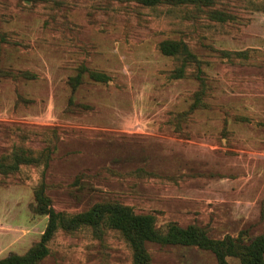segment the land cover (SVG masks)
Here are the masks:
<instances>
[{"label": "rangeland", "instance_id": "rangeland-1", "mask_svg": "<svg viewBox=\"0 0 264 264\" xmlns=\"http://www.w3.org/2000/svg\"><path fill=\"white\" fill-rule=\"evenodd\" d=\"M14 157L26 162L0 173V258L39 241L41 188L67 215L118 203L214 240L263 234L264 0H0V159ZM47 247L38 264H131L112 230H57ZM147 253L217 264L190 246Z\"/></svg>", "mask_w": 264, "mask_h": 264}, {"label": "trees", "instance_id": "trees-1", "mask_svg": "<svg viewBox=\"0 0 264 264\" xmlns=\"http://www.w3.org/2000/svg\"><path fill=\"white\" fill-rule=\"evenodd\" d=\"M128 1V0H123ZM152 7L163 3L200 4L207 0H135ZM160 52L165 56L181 55L192 59L186 45L181 42L164 41L159 45ZM94 81H106L107 77L99 73H91ZM26 159L13 158L11 161L0 159V173L8 174L16 171L18 164ZM37 205L35 213L47 217L45 228L39 241L22 256L9 254L0 258V264H38L48 253V242L57 230L73 232L78 228L92 230L107 229L118 232L131 251V264H151L147 253V244L159 246H190L211 251L217 264H229L228 258H234L240 264H264V233L245 241L240 237L225 236L221 240L209 238L205 232L193 225L181 228L175 223H168L163 228L156 225L151 215L135 214L131 208L118 203H97L84 212L67 215L55 212L48 199L43 197V188L35 195Z\"/></svg>", "mask_w": 264, "mask_h": 264}]
</instances>
